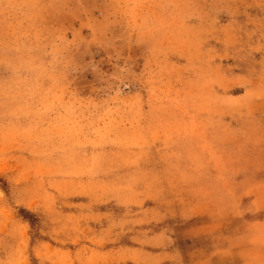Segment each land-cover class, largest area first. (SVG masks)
<instances>
[{"label":"rangeland","instance_id":"1","mask_svg":"<svg viewBox=\"0 0 264 264\" xmlns=\"http://www.w3.org/2000/svg\"><path fill=\"white\" fill-rule=\"evenodd\" d=\"M0 264H264V0H0Z\"/></svg>","mask_w":264,"mask_h":264}]
</instances>
